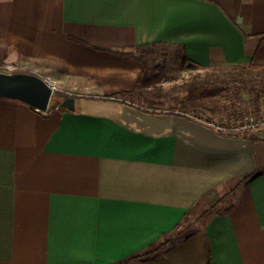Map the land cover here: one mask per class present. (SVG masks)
I'll return each instance as SVG.
<instances>
[{"label":"crops","instance_id":"crops-1","mask_svg":"<svg viewBox=\"0 0 264 264\" xmlns=\"http://www.w3.org/2000/svg\"><path fill=\"white\" fill-rule=\"evenodd\" d=\"M148 42L182 45L190 73L246 65L264 0H0V64L63 87L45 111L0 97V264H116L222 197L225 212L126 264H264V126L184 112L185 69L112 51Z\"/></svg>","mask_w":264,"mask_h":264},{"label":"trees","instance_id":"trees-1","mask_svg":"<svg viewBox=\"0 0 264 264\" xmlns=\"http://www.w3.org/2000/svg\"><path fill=\"white\" fill-rule=\"evenodd\" d=\"M112 51L118 54L128 55L140 61L146 69L149 67H170L171 62L176 59L177 54L181 55L177 64L179 70L185 69L191 71L199 68L197 63H193L187 58L182 45L148 42L135 45L127 49H114ZM170 53H172L171 56H169ZM157 57L161 58L162 61L156 62ZM172 57L174 60H170ZM226 65L230 67V71L222 73L221 71L211 69L204 72L195 71L189 73L188 77L185 78L179 86L185 93L183 103L184 106H182L184 112L190 111L199 117L202 116L200 112L202 114L204 112H215L217 108L215 105V97L218 96V93L225 88H227L228 91L233 92V95L236 96L243 93L247 94L248 99L255 105L264 101L263 43L258 44L252 60L248 64ZM131 93L133 92L119 91L115 94L128 96V94ZM228 133L235 134L233 132ZM261 174L262 172L257 170L245 177L243 180L244 182H250ZM225 198L226 197H222L219 199L218 203L209 206L204 204L202 201L198 202L194 207L185 213L183 218L176 224L175 228L170 233L162 235L160 239L145 249L125 257L116 264H126L130 262L155 259L163 249L169 248L180 238L182 239L188 237L198 226L205 225L213 216L225 212L230 205H226L227 201Z\"/></svg>","mask_w":264,"mask_h":264},{"label":"rangeland","instance_id":"rangeland-1","mask_svg":"<svg viewBox=\"0 0 264 264\" xmlns=\"http://www.w3.org/2000/svg\"><path fill=\"white\" fill-rule=\"evenodd\" d=\"M171 55L172 53L169 54V56ZM180 58H181L180 54H177L175 60L172 57V59L170 60H174V61L171 62V66L178 67L177 64ZM161 61H162L161 58L159 57L156 58V62H161ZM211 69L215 71H221L222 73L226 71H230V67L227 65H213L210 68V70ZM0 70L5 72L2 66H0ZM20 71L24 72V70H20ZM189 73H190L189 70H185V72H183L182 74H179V77H183V79H185L188 77ZM172 83H176V82H171V84ZM57 87H59L58 84H57ZM60 88H61L60 90L63 89V87H60ZM60 90L59 89L55 90L51 95L52 101L54 103L56 101H59V99H61L62 92ZM218 94L219 95L215 97L216 98L215 105L217 106L215 112L227 111V110L230 111V112H227L229 113L227 115L228 119L230 120V121L228 120L229 124L243 126L246 128L249 127L250 129L256 128L259 126L261 127L264 126V101H261L258 105L252 104V102L248 99L247 94L243 93V94H240L239 96H236V95H233V92L228 91L227 88L220 91ZM135 99H136L135 102H137V104L139 105V108H142V106L143 107L148 106V103L144 98L139 97Z\"/></svg>","mask_w":264,"mask_h":264},{"label":"water","instance_id":"water-1","mask_svg":"<svg viewBox=\"0 0 264 264\" xmlns=\"http://www.w3.org/2000/svg\"><path fill=\"white\" fill-rule=\"evenodd\" d=\"M51 95V87L35 73L0 71V97L17 99L37 110L45 111Z\"/></svg>","mask_w":264,"mask_h":264},{"label":"built area","instance_id":"built-area-1","mask_svg":"<svg viewBox=\"0 0 264 264\" xmlns=\"http://www.w3.org/2000/svg\"><path fill=\"white\" fill-rule=\"evenodd\" d=\"M0 66L3 67V70H5V72H15V70L16 71L24 70V72H26L28 70L26 67L21 66V65H14V64H3L2 65V64H0ZM0 71H2V70H0ZM30 72L41 76L45 80V82L51 87L52 93L55 90H58L57 82L54 79H52L51 77H49L47 75H43V74H38L37 72H35L33 70H30Z\"/></svg>","mask_w":264,"mask_h":264}]
</instances>
